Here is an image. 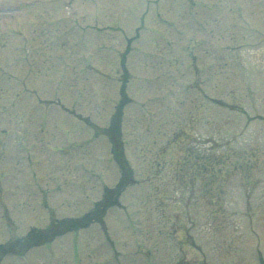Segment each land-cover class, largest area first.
<instances>
[{
    "label": "rangeland",
    "instance_id": "rangeland-1",
    "mask_svg": "<svg viewBox=\"0 0 264 264\" xmlns=\"http://www.w3.org/2000/svg\"><path fill=\"white\" fill-rule=\"evenodd\" d=\"M229 1L73 0L69 3L70 10L62 0H26L22 14L13 15L20 14L16 21L0 14V27L7 32L4 37L10 44L16 41L19 45V50L10 53L11 65L0 71V122L9 123L4 143L0 141V192L16 232L29 222L39 223L46 218L41 208L30 203L26 189L45 183L51 161L63 163L66 156L75 154L74 150L86 149L85 153L101 164L102 172L109 174L105 178L107 182L112 181L113 174L116 176L108 165L106 138L103 136L92 149V130L64 110L57 100L92 114L94 119L100 114L109 115L118 96L117 53L125 46L126 38H132L131 34L139 29L140 19L144 17L130 60L128 57V67L132 73L134 61V80L129 93L135 102L144 100L146 105H131L123 124V151L136 185L129 186L122 194V208L107 213L106 238L127 233L125 241L143 240V245L150 244L152 239L160 251L158 260L163 264H178L179 258V264H264V210L250 211L249 194L235 189L234 185L227 186L226 200L231 207L209 209L201 203L210 202L208 192H195L193 173L186 169L178 172L177 167L171 166L172 172L166 175L170 167L164 164L169 160L177 166L176 159L185 149L196 146V135V147L208 149V155H213L215 148V153H219L216 158L221 157L223 164L228 163L224 160L228 154L230 158L233 156L230 152L236 149L235 139L264 140V0ZM22 4L19 0H0V10ZM226 6L230 9L226 10ZM235 9L241 14H235ZM195 17L200 21L198 25ZM204 23L208 30L200 31ZM233 23L234 29L230 31ZM242 27L247 29L245 36L241 34ZM19 29L23 32L17 33ZM77 40L82 43H75ZM107 54L113 56L105 57L104 61ZM153 55L167 57L166 65L160 64L159 73L165 69L167 77L161 79L157 89L160 96L149 100L140 94L147 87H156L155 80L151 81L147 74L148 67L154 65L150 62ZM81 56L85 59L80 62L105 65V68L92 70V77H86L82 74L84 66L79 67V62H75ZM204 62L215 67L214 76L204 77L210 69L198 73ZM137 65H141V70ZM156 69L157 65L153 67ZM197 75L203 76L200 93ZM25 77L35 81V92L25 85ZM168 86L176 87L175 96H170ZM209 95L216 97L215 102L210 101ZM85 99L89 101L84 103ZM175 123L184 134L188 131L190 137L169 148L170 134L172 130L176 133ZM14 136L19 149L11 145ZM74 138L77 143L73 145ZM237 154L234 155L243 153ZM156 158L168 160L158 164ZM152 180L156 189L154 197L149 193ZM64 188L66 185L58 192L59 201L69 196ZM45 189L44 186L42 191ZM185 189L198 195L196 205L192 197L184 202L183 194H178ZM45 194V200L51 204V196ZM84 197L85 201L81 199V202L88 207L91 194L85 193ZM141 197L144 202L138 205L147 218L142 231L131 234L125 229L122 213L131 214L134 198L140 201ZM221 198L225 200L224 196ZM68 201L59 202V216L69 213ZM184 206L190 211L181 210ZM211 211L215 215H209ZM2 220L0 241L9 235ZM150 225L155 228L151 230ZM102 233L93 225L32 249L25 259L7 257L2 264H140L138 255L127 251L120 256V262L104 263L102 254L95 253L109 251V246L100 244ZM140 256L147 263V258Z\"/></svg>",
    "mask_w": 264,
    "mask_h": 264
}]
</instances>
